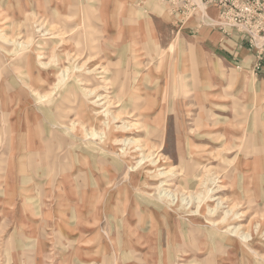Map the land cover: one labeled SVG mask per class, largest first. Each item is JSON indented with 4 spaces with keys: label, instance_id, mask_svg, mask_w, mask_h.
Masks as SVG:
<instances>
[{
    "label": "rangeland",
    "instance_id": "374dc122",
    "mask_svg": "<svg viewBox=\"0 0 264 264\" xmlns=\"http://www.w3.org/2000/svg\"><path fill=\"white\" fill-rule=\"evenodd\" d=\"M169 14L164 0H0V264H264V239L252 254L205 238L188 209L148 204V185L162 178L132 170L138 159L116 142L130 135L108 132L84 93L100 86L121 100L114 114L126 106L129 120L156 129L150 141L173 174L190 164L174 182L199 196L189 209L226 197L242 224L261 221L264 232V70L246 56L219 60L213 28ZM77 48V59L63 54ZM90 126L112 139L86 135ZM203 165L218 172L219 192L207 193Z\"/></svg>",
    "mask_w": 264,
    "mask_h": 264
},
{
    "label": "bare ground",
    "instance_id": "6f19581e",
    "mask_svg": "<svg viewBox=\"0 0 264 264\" xmlns=\"http://www.w3.org/2000/svg\"><path fill=\"white\" fill-rule=\"evenodd\" d=\"M37 27H40V29L46 28L47 31H51L47 29V25L42 20L38 21ZM79 52L80 50L77 48L75 50L65 51L63 54L67 55L68 59L71 58L77 59ZM79 69L80 67L77 68V70ZM64 73H65V69L60 68L61 76ZM102 90L103 89L100 86H95L84 93L86 96H91L93 98L90 104L99 107V109L95 111V114L101 117L106 116L107 119L105 118L104 121H98V122L100 124H104L105 126H107L108 132H114V133L118 132L121 135L123 134L130 135V136L127 135L124 139H120V138L117 139L116 142H120L121 144H123V147L119 149L120 155L124 158L129 157L131 159L132 158L138 159L134 164L135 166L131 165L133 171L135 170L136 172V170H138L144 176H150V174L155 173V176L162 178V180L160 179L158 182L156 181L157 183L148 185L146 190L148 192H146V197H145V200L148 202V204L151 203L156 204L159 208L165 206L167 209L171 210L172 212L174 211V213H176L177 215L180 214V211L188 209L189 211L186 212L187 213L186 215L194 223L192 226H194V228L196 227L195 230L200 231L199 229L200 227H203L207 230L206 235L204 233L205 238H207L210 234H212V237L214 236L213 239L221 238V239L231 240L232 242L236 243V245H240V246L242 245L244 246V248L246 247L247 250L250 249L252 254H257V251L252 246L258 244L259 241L264 239V232L263 230H261L262 222L261 221L259 223L254 222V225L250 222L249 227H247L248 224L247 225L242 224L241 216H243V213L235 211L237 208H239L240 204L234 200L230 201L226 197L222 198L219 196L215 197L213 195H210L208 197V200L215 202L214 205L204 206L201 203L200 205H197L194 210L189 209L191 208L190 206H193L194 199L198 198L199 196L198 195L195 196L194 194L191 193H181L178 190V186L175 185L174 182L176 181L177 178L176 176L185 175L183 173H186V176H189V172L191 168L190 164L188 165L185 164L188 171L187 170H183V172L179 171L177 174L176 173L173 174L175 171L174 167H164L163 164H166L168 161H170L169 157H166L163 155V153H161V151L164 150V146L157 147L150 141V139L153 138L154 134H156V129H151V127L148 126L146 123H144L143 125V123H140L137 119H135V121H131L132 119L129 120L128 118H130L132 113L131 111H127L126 106L124 107V109H122L121 114L118 113L114 114L113 111L110 110V108L111 106H121V100L119 98L116 99V97L112 95L110 96L109 92H107V94L102 93L101 92ZM127 95L134 102L135 100H137L136 99L137 97L133 96L132 93H128ZM100 108L102 110H100ZM131 108L132 110L135 109V107H131ZM128 113H130V115L129 117H126ZM121 118H125V119H121ZM78 122L79 121L72 122L73 123L72 127L75 128L74 125L78 124ZM117 122L118 124H116ZM81 124H83V122H80V125ZM90 127H91L90 129L92 130L93 129L92 126ZM63 128L68 129V126L64 125ZM138 132H143L145 134V137L143 138L137 137L136 135H138ZM105 133H106L105 131L102 132L93 129L92 132L89 131L86 133V135L88 134L90 135V137L93 138L96 136H98L100 139L104 138L102 140L103 142L110 141L112 137L109 138L108 134L106 133L107 134L106 135ZM148 165L151 166V168L143 170ZM201 168H203V171L204 170L206 172L208 171L207 181L209 182V184H214L213 188L211 189L207 188V193L215 194L219 192L222 186L220 184L217 185V183L220 182V180L217 179L219 178L218 172H214V173L211 172V169L205 165H203ZM213 174L216 175L212 176ZM203 181L205 182V180ZM211 181H213V183H211ZM162 192L164 193V195H162L161 197ZM168 196H172L175 199L177 198L178 202H175L174 201L175 199L171 200ZM183 200L184 202L186 201V203H182ZM145 207H147V205ZM219 208H223V215L220 218L216 219ZM205 216H207L208 218ZM235 220H237L238 223H236ZM190 239L193 242L194 240H196V238H194L193 236Z\"/></svg>",
    "mask_w": 264,
    "mask_h": 264
},
{
    "label": "built area",
    "instance_id": "2783aa9c",
    "mask_svg": "<svg viewBox=\"0 0 264 264\" xmlns=\"http://www.w3.org/2000/svg\"><path fill=\"white\" fill-rule=\"evenodd\" d=\"M170 14L195 15L201 24L228 34L241 35L264 70V0H164ZM213 10V11H210ZM213 12V13H211Z\"/></svg>",
    "mask_w": 264,
    "mask_h": 264
},
{
    "label": "crops",
    "instance_id": "0c3cea01",
    "mask_svg": "<svg viewBox=\"0 0 264 264\" xmlns=\"http://www.w3.org/2000/svg\"><path fill=\"white\" fill-rule=\"evenodd\" d=\"M211 13H213V12H211ZM169 15H171V14H169ZM214 30H212V32L210 33L211 35L209 36L208 41L213 46L215 51H218L220 54H222V55L217 57L219 60H224L228 63H230L232 61H236V62L239 61V62H241V64H243L244 62H246L245 60H247L251 66V64L254 61V56L251 53L250 49L248 48L245 39H243V41H239L240 40L239 37H238L239 38L238 39L235 37V35H232L231 38L227 37L228 41L226 43L225 39H223V35H222L223 33L219 30H216V29H214ZM223 43H225V44H223ZM243 56L244 57L246 56L245 57L246 59ZM19 62H24L23 58L19 59ZM34 70H35V72H32V74L40 79L41 77H39V75L42 71H40V69L38 70L37 68H34L33 71ZM259 74H260L261 78L264 79V71L259 72ZM54 140L58 141L59 139L54 138ZM58 144L60 146V142ZM50 147L52 148V146H49V145L46 146V148H50ZM29 158H36V157H35V155H33ZM38 158H40V157H38ZM63 171H65V169ZM81 209H82V207H81Z\"/></svg>",
    "mask_w": 264,
    "mask_h": 264
}]
</instances>
